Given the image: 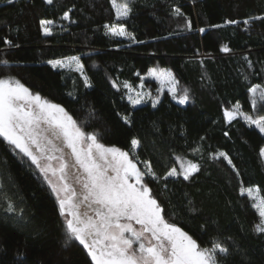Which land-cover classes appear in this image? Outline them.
<instances>
[{"label": "trees", "instance_id": "16d2710c", "mask_svg": "<svg viewBox=\"0 0 264 264\" xmlns=\"http://www.w3.org/2000/svg\"><path fill=\"white\" fill-rule=\"evenodd\" d=\"M130 4V16L118 19L111 0H0V61H8L0 64V75L16 77L61 104L85 131L102 133L101 142L108 146L131 152V139L141 140L130 154L153 162L158 175H164L178 156L198 162L202 171L191 180L171 177L166 187L163 180L150 183L166 219L204 247L213 239L223 242L230 249L224 264H264V234L255 231L260 218L252 200L240 192L241 187L259 188L264 196V157L259 155L264 134L240 117L231 124L223 117V109L236 103L247 114L264 115V110L253 108L248 91L257 84L264 88V23H224L264 14V0ZM173 5L183 16L172 13ZM64 11L70 12V20H62ZM45 18L56 21L50 36L39 27ZM185 19L192 22L191 30ZM112 23H124L143 43L106 35L104 25ZM212 24L223 27H209ZM224 45L231 51H221ZM70 56L81 57L91 87H85L75 69L47 63ZM153 66L172 70L178 93L189 92L187 103L180 104L168 92L160 95L157 82L144 78ZM141 82L151 95L132 105L124 84L137 90ZM257 100L262 103L259 94ZM125 115L132 123L121 119ZM196 148L199 151H193ZM218 151L231 156L239 176L226 162L210 158ZM29 165L6 141L0 143V184L25 216L18 222L6 210L7 202L0 200V264H85L78 242L64 246L55 195Z\"/></svg>", "mask_w": 264, "mask_h": 264}, {"label": "snow or ice", "instance_id": "6c2138e0", "mask_svg": "<svg viewBox=\"0 0 264 264\" xmlns=\"http://www.w3.org/2000/svg\"><path fill=\"white\" fill-rule=\"evenodd\" d=\"M46 3L52 4L53 0H46ZM111 5L118 19L129 17L133 11L129 0L122 3L111 0ZM171 11L177 17L183 16L180 7L173 5ZM70 18V12L64 11L62 20ZM255 21L264 23V14L243 21L230 19L224 23L248 26ZM55 24L53 19L39 20V27L45 36L53 34ZM185 26L191 30L192 22L185 19ZM104 27L107 29L106 35L126 36L133 42L143 43L127 31L124 23L106 24ZM209 27L219 29L223 25L212 24ZM199 31L205 32V29ZM3 42L11 44L7 38ZM221 51L229 52L231 49L224 45ZM7 63V60L0 61V64ZM47 63L53 68L75 65V71L83 78L85 87H91L80 56L53 59ZM248 63L251 66V61ZM148 75L162 84H169L168 92L180 104L189 100L187 89L178 93V81L171 70L149 68ZM115 86L116 82L113 81ZM143 86L141 82L140 87ZM124 88L130 93L135 91L128 84H124ZM248 91L253 108L264 110V88L257 84ZM258 94L262 102L259 104ZM150 95L136 92L134 96L129 94L127 99L132 105H137ZM157 103L159 100L153 99V107ZM92 112L94 110L90 109V114ZM223 117L229 124L240 117L264 134V115L254 117L247 114L241 110L239 103L232 108L225 107ZM121 119L126 124L132 123L127 115ZM224 135L228 136V133ZM0 138V143L6 141L22 159L30 162V167L34 166L33 170L42 177V183L55 195L59 216L62 217L64 246L78 242L77 246H82L85 254V264H224L225 257L230 254L229 247L223 242L213 239L210 247H204L188 231L170 223L166 219L165 207L149 186L157 179L163 180L165 187L167 179L171 177L191 180L202 171L198 162L178 156L164 175H158L153 162L140 161L130 151L102 143V133L85 131L61 104L38 91L34 92L19 79L3 75H0ZM203 139L200 137V140ZM130 144L132 149H136L140 147L141 140L134 137ZM65 148L69 151L65 152ZM259 155L264 157V147L260 148ZM210 158L226 162L237 176L240 175L227 152H213ZM141 164L143 170L138 166ZM73 168L77 169L75 173L72 172ZM148 177L151 180H147ZM260 191L253 187L240 188L241 195L246 193L253 202L252 207L258 212L260 220L255 225V231L264 234V196L259 195ZM0 200L7 202L6 210L12 212L18 222L25 221L24 209L17 211V201L7 194L2 184ZM18 203L23 201L19 200Z\"/></svg>", "mask_w": 264, "mask_h": 264}, {"label": "rangeland", "instance_id": "374dc122", "mask_svg": "<svg viewBox=\"0 0 264 264\" xmlns=\"http://www.w3.org/2000/svg\"><path fill=\"white\" fill-rule=\"evenodd\" d=\"M130 1L131 0H129V3H130ZM123 2V0H117V3H122ZM124 38H128V37H124ZM129 39V38H128ZM82 62V61H81ZM68 68H73V69H75V65H72L71 67H68ZM151 68H157V69H169L168 67H159V66H153V67H151ZM57 69H62V68H60V67H57ZM169 70H171V69H169ZM172 71V70H171ZM173 73V72H172ZM14 78H16V77H14ZM144 78H146V79H152V80H155L156 82H157V84H158V88H157V91L160 93V95H162L163 93H165V92H168V88L170 87V85L169 84H167V83H161V81L160 80H157L156 78H154V77H151V76H149L148 75V73H146L145 75H144ZM17 79V78H16ZM143 84H146V83H143ZM136 92H140L142 95L144 94V93H151V90L149 89V88H147V87H144L143 86V88H139V89H137V90H135V91H133V92H131L130 94L131 95H135V93ZM169 93V92H168ZM171 96H172V94L171 93H169ZM149 96H145L144 97V99L142 100V102L143 101H145V99H147ZM161 97H157V98H154V99H160ZM176 101H178L177 99H175ZM189 101V100H188ZM187 101V102H188ZM186 102V103H187ZM185 104V103H184ZM243 112H245L244 110H242ZM57 143H59V142H57ZM264 147V146H263ZM139 148V147H138ZM138 148H136V149H132V151L131 152H136L137 151V149ZM69 150L67 149V148H65V152H68ZM130 152V153H131ZM185 160V159H184ZM141 161H144V160H141ZM55 163V162H54ZM138 166H140L141 168H142V170H143V165L141 164V165H138ZM77 171V169H75V168H73L72 169V172L73 173H75ZM78 187V186H77ZM254 194H255V192H254ZM259 195H260V193H259Z\"/></svg>", "mask_w": 264, "mask_h": 264}]
</instances>
